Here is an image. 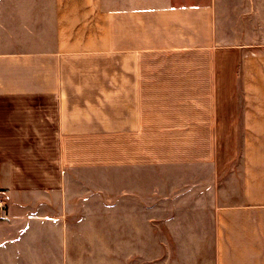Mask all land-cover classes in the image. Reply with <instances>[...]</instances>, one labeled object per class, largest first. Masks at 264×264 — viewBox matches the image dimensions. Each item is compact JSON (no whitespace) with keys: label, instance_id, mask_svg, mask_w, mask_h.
Masks as SVG:
<instances>
[{"label":"crops","instance_id":"obj_1","mask_svg":"<svg viewBox=\"0 0 264 264\" xmlns=\"http://www.w3.org/2000/svg\"><path fill=\"white\" fill-rule=\"evenodd\" d=\"M75 183L171 204L203 264H264V0H0L6 264L77 263Z\"/></svg>","mask_w":264,"mask_h":264},{"label":"rangeland","instance_id":"obj_2","mask_svg":"<svg viewBox=\"0 0 264 264\" xmlns=\"http://www.w3.org/2000/svg\"><path fill=\"white\" fill-rule=\"evenodd\" d=\"M49 185L51 184L45 183L44 192L50 197L31 199V203L38 202L41 205L42 202L52 205L58 202L62 204V198L52 197V185ZM79 186V183L74 184L72 197L65 203L68 212L61 215L63 220L74 227L71 228L73 240L70 246L71 250L73 249L71 255L77 258L76 264H198L197 259L200 260V264H203L208 257L204 247L199 251L200 247L175 243L166 229V221H171V218L176 216L171 204L168 206L167 202L157 200L158 205L152 204V206L160 207V212H148L149 199L140 198L141 208H136L140 212L136 213L133 210V205H136L133 200L123 201L122 198L117 197L116 191L107 193L88 188L91 192H86V187L82 189ZM11 194L7 189H0V200L7 205L5 214H0V259L3 260L0 264H6L4 261L14 253L11 245L5 244L9 242L7 238H12L11 230L4 224L5 218L10 215L11 206L7 204V201ZM26 200L29 199L19 198L15 201L16 206L20 208L22 202ZM137 201L138 199L135 200ZM171 201L169 199L168 202ZM118 202L131 207L117 208ZM33 208L29 209L27 214L20 211L16 215L33 217V220L44 216H54L48 209H46L47 213L41 214L40 206L33 205ZM80 256H83V261H79Z\"/></svg>","mask_w":264,"mask_h":264},{"label":"built area","instance_id":"obj_3","mask_svg":"<svg viewBox=\"0 0 264 264\" xmlns=\"http://www.w3.org/2000/svg\"><path fill=\"white\" fill-rule=\"evenodd\" d=\"M6 210H7V206L5 205V203L2 200H0V214L1 213L5 214Z\"/></svg>","mask_w":264,"mask_h":264}]
</instances>
